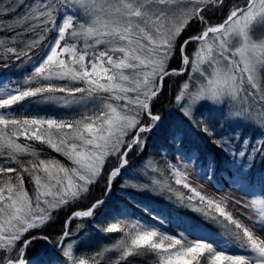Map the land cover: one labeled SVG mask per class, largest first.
Here are the masks:
<instances>
[{
	"label": "snow or ice",
	"instance_id": "6c2138e0",
	"mask_svg": "<svg viewBox=\"0 0 264 264\" xmlns=\"http://www.w3.org/2000/svg\"><path fill=\"white\" fill-rule=\"evenodd\" d=\"M26 62L33 67L22 81L0 79V264H133L145 254L155 264H264V176L249 179L264 163V136L241 127L264 132V0H0V68ZM172 78H182L172 111L220 151L233 187L251 197L241 205L256 214L241 213L249 224L233 215L228 198L193 187L189 169L214 176L216 162L198 163L180 132L172 135L175 162L165 152L163 168L151 157L133 165L130 154L143 153L164 125L157 104ZM31 103L79 111L30 116ZM30 142L68 163L41 158ZM102 180V196L89 201ZM121 180L166 194L220 231L148 206L155 223L129 220L126 211L96 223ZM64 210L59 233L44 234ZM90 227L123 235L89 251ZM37 241L48 247L33 254Z\"/></svg>",
	"mask_w": 264,
	"mask_h": 264
},
{
	"label": "trees",
	"instance_id": "16d2710c",
	"mask_svg": "<svg viewBox=\"0 0 264 264\" xmlns=\"http://www.w3.org/2000/svg\"><path fill=\"white\" fill-rule=\"evenodd\" d=\"M22 11V10H21ZM54 34H50L48 39H52ZM40 55L44 52V45H41V48L37 50ZM173 67H176V63L173 62ZM32 65L31 63H24L17 67L15 63L12 64V66L8 69L0 68V70H4L5 72L9 73V77L12 80L15 81H22L23 78L27 75L31 74L32 71ZM182 78H180L181 81ZM170 82V80L166 81V87L167 84ZM165 87V88H166ZM172 91L168 88L165 90L164 95L161 96L163 99H166L167 105L164 106V104H160V102L157 104V109L161 112L163 116L166 117L164 125L162 126L159 133H152L151 138L148 141V146L144 150L143 153H137L133 152L130 154V159L135 167H139L140 164L143 163L144 160L151 157L156 161H159V167L163 168V154L167 152V159L169 161H173V155H172V135L174 132H180L178 129L186 128L189 132L195 133L200 139L205 141L204 143H201L200 146L204 147L205 145L208 146V148H204L203 151L204 154L209 150L208 155L202 158V164L206 167L210 159H214L216 162V171H215V185L223 188L225 184L232 186V173L225 169L221 163L222 161V154L220 151L211 143L208 137L204 136L203 134L199 133L197 130L192 129L187 125L186 122L181 123L182 117L178 111L174 112L172 111V97H173ZM160 97V100H161ZM35 105V103H31ZM30 107L29 104H26V106ZM34 107V106H33ZM43 111L46 113L55 112V108L53 104L45 103V108H43ZM65 113L64 116H68L71 118L66 111H63ZM243 128L245 134L250 135L252 137H260L264 136V132H262L259 128L252 127L251 125H241ZM193 135V134H192ZM23 140V139H22ZM32 143L33 147L41 153V158H51L55 157L58 160L63 161L64 163H68L62 156L55 153L53 150L47 148L45 145H40L38 142H30ZM210 147V148H209ZM195 152H197L196 149L193 148ZM198 163H201L198 161ZM193 170L192 168H190ZM193 171H196L193 170ZM167 171L164 172V176H167ZM198 176V175H197ZM261 176H264V163L258 162L253 169L251 170L249 174L250 181L255 182L258 178ZM26 187L29 189V191L32 190V186L28 184L27 180L25 181ZM174 187L178 188L180 191L185 192V194H189L188 190L183 189L182 186L173 185ZM104 187V181H100V183L95 186L90 196L88 197V200H94L98 197H101ZM88 201H85L84 203H87ZM143 202L147 203V206L152 209H157L163 211L165 214L170 215L171 217H178L184 220L189 221L193 224H204V226L208 229H210L212 232H219L220 229L217 226H214L212 224H207L203 221V218L200 216V214L195 213L191 211L190 209L176 203L174 200L169 201L167 199L166 194H161L159 192L155 193L152 191H135L133 189H128L124 186V182L121 180L118 183H115L114 191L112 193L111 198L108 200V207L103 209V215L96 221L98 224H105L108 220H110L113 216H116L118 212L120 211H126L127 213H130L131 216L129 217V220L142 218L144 221H147L149 223H155L152 216L147 215L145 216V212L143 211ZM81 205H76V207H79ZM70 210H64L61 211L57 217V222L50 224L49 226H46V228L43 230L44 234L50 235L52 237H55L60 229L63 220L67 218L69 215ZM115 222V221H113ZM75 223H80V221H76ZM74 226V225H73ZM89 234H90V241L88 245L86 246L89 251L95 250L98 248L101 244H111L117 241L121 238L123 235L120 232L117 233H111V234H105V233H98L94 228H89ZM174 234V233H173ZM47 245L43 241H37L33 245L32 252L33 254L43 253L47 249ZM49 257H45V259H48ZM133 264H155V257L152 254H145L143 256L136 257L133 260Z\"/></svg>",
	"mask_w": 264,
	"mask_h": 264
},
{
	"label": "rangeland",
	"instance_id": "374dc122",
	"mask_svg": "<svg viewBox=\"0 0 264 264\" xmlns=\"http://www.w3.org/2000/svg\"><path fill=\"white\" fill-rule=\"evenodd\" d=\"M220 19H221L220 16H216L213 18V22H218ZM198 27H199L198 25L194 26L192 28V31L187 33V35L193 34L198 29ZM195 47H196L195 45L190 46L189 51H193L195 49ZM44 54H45V50L41 54V56H43ZM180 82H181L180 78H172L170 80V82L167 84V87L165 84V87H166L165 90H167L169 88L172 91L173 95H175V92H176L177 87L180 84ZM161 103L164 104V106L167 105L166 99H163L161 97L160 104ZM41 104H44V103H41ZM53 105L56 107L63 108V109L68 110V111H77V112L79 111L74 106L73 107H66V106H63L60 104H53ZM35 115L39 116L37 113H35ZM73 115H75V113H73ZM46 117H54V116H46ZM54 118H56V117H54ZM57 119H61V118H57ZM182 136H183V141L184 140L191 141V139H188V135H186L185 133ZM22 139L23 138H21V142H24ZM189 171L192 173L190 175V182L193 185V187H196L198 190L202 191L206 195L215 196L217 198H220V197L228 198L229 210L233 212L234 216L243 220V222L245 224H249L250 222L247 219H245L244 216L241 215V213H245L247 216H252L255 218L256 214L251 208H246V207L241 206L243 203H245V201L247 199L251 198V197L246 196L244 192L239 191L237 188L229 186L227 184H225V186L221 190L220 187L209 184L208 181H210V179H209L210 175L208 176V181H207V179L205 177L200 178V176H197V173L195 171H193L191 169H189ZM149 175H151V173H149ZM155 193H157V192H155ZM236 201H239L240 203H236Z\"/></svg>",
	"mask_w": 264,
	"mask_h": 264
}]
</instances>
